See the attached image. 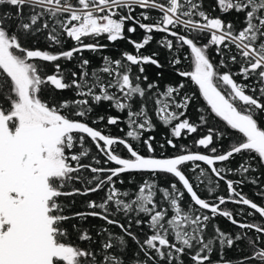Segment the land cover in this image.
Returning <instances> with one entry per match:
<instances>
[{"label": "snow or ice", "instance_id": "snow-or-ice-1", "mask_svg": "<svg viewBox=\"0 0 264 264\" xmlns=\"http://www.w3.org/2000/svg\"><path fill=\"white\" fill-rule=\"evenodd\" d=\"M148 10L157 13L155 20ZM217 10L243 13L241 26L212 16L202 0H0V264H126L129 240L136 250L127 264H186L185 258L187 264H264V204L242 192L246 182L259 183L249 173L264 167V0H216L212 11ZM137 28L144 32L139 40L130 35ZM154 33L162 34L157 45L168 53L164 62L159 51L141 52ZM101 37L125 41L133 51L102 56V66L92 70L82 53L105 51ZM210 48L219 61L210 58ZM181 56L188 69L177 67ZM61 60L75 61L77 70L56 63ZM145 65H167L198 86L206 107L196 108V121L186 115L196 92L182 91L183 80L161 88L163 73L150 81ZM68 90L72 98L57 95ZM105 103L127 120L93 116ZM105 120L126 123L125 136L92 126ZM157 123L171 136L157 142L160 149H176L173 138L184 130L205 128L194 144L207 152L180 145L171 157L157 156L156 137H144ZM89 138L97 155L85 142ZM130 141L142 142L147 154ZM116 145L126 149V157ZM236 156L242 159L233 169L226 162ZM126 173L140 175L139 182L128 176L136 188L116 187ZM220 181L227 196L216 195ZM201 186L208 195L199 194ZM101 191L103 197L83 202L84 210L73 211L76 200L67 199ZM228 203L249 211L234 214L221 207ZM245 215H258L260 222L237 219ZM217 216L236 231L212 223L207 235ZM89 217L120 232L101 226L98 241L92 226H84ZM133 224L148 229L143 239ZM230 251L246 254L229 258Z\"/></svg>", "mask_w": 264, "mask_h": 264}, {"label": "trees", "instance_id": "trees-1", "mask_svg": "<svg viewBox=\"0 0 264 264\" xmlns=\"http://www.w3.org/2000/svg\"><path fill=\"white\" fill-rule=\"evenodd\" d=\"M215 2H216V0H202L204 9L206 11H208L212 16H219L220 18H222L225 21H233L234 24L237 27L241 26V20L243 18V13L237 14V13L232 12V13H228L226 15H221L219 10L213 12L212 11V7L214 6ZM140 11H141V9L137 8L136 11L132 13V15L133 16H138ZM148 11H149V14L152 16V19L155 20L157 18V13L154 10H148ZM148 22H150V21H145V23H148ZM129 24H131V21H129ZM130 35H132L133 39L139 40L140 37L144 35V32L142 30H140L139 28H137V32L135 34H130ZM154 36L156 37V39H154L150 43V45H148L145 49H142L141 52H143L145 54H148V53H150L152 51H159L161 53L159 59L161 60V62H164L165 61V57L168 56V53L163 48H161V47H159L157 45V40H159L162 37V34L161 33H154ZM85 42L86 43L89 42V39L86 38ZM71 43L72 42L69 41L67 44H65V48L69 47L71 45ZM100 43L108 44V48L105 51H103V52H88V51H85V52L82 53L83 57L88 58V59H90L92 61V64L90 66L92 70H95L98 66H102V59H101L102 56H109V57L115 59V58H119L121 56V52L123 50H127L129 52L133 51V46L131 44H128L125 41H117V42H115L113 44V43L107 41L106 39H104L103 37H101L100 38ZM37 46L41 47V48H45L46 44L45 43H41V44H39ZM53 50L54 51H59L58 48L57 49H53ZM183 52L184 53H188L189 50L185 47L183 49ZM209 56L213 60L214 63L219 61V59H220V57L216 56L215 52L211 48L209 49ZM168 58L171 59L170 56ZM181 60H182L181 65H178L177 67H182V68L188 69L189 68L188 61H184L183 60V56H181ZM56 63H60L62 65V67H67V68H71L73 70H77L76 67H75V61L66 62L64 60H61V61H57ZM144 67H145V70H146L145 74L149 76V80L150 81L158 79L156 77V73L157 72H162L163 73V76L159 78V83H160V87L161 88H164L165 85L167 83H169V82H171V83H173L175 85L177 82L183 80L186 83V88L184 90H182V91H186L189 94L192 93V92H196L197 99L194 100L192 102V104L189 105V108H188V111H187V114H186L190 118V121H196L197 120V115H198L197 112H196V108L198 106L199 107H206V102L199 95L198 86L194 85L190 81V78L186 79V78H183V77L175 76L173 71H172V69L170 67H168L167 65L163 69H157L155 66H152V65H145ZM47 71H48V73H52L53 72V66H52L51 63H47ZM220 71L223 72V71H225V69L221 68ZM133 72L134 73L136 72L135 68H133ZM237 79H239V78H237ZM57 95H60V96H63V97H67V98H72L73 97V92H72V90H68V91L57 93ZM92 115L93 116H97V115H112V116L120 117V119L122 121H126L127 120L126 113L122 114V113L118 112L114 107L110 108L107 103L102 104L100 107H98ZM181 119H184V117H181ZM89 123H91V121H89ZM213 123L217 124L218 121L214 120ZM92 126L97 128V129H99V130H101L103 133L110 134V135L116 136V137H124L126 131L128 130L126 123H118L117 125H108L106 120L103 123L97 122L95 125H92ZM121 128L124 129V132L120 131ZM204 134H205V128H199L196 133H191V134L186 133V130H184L182 132L181 138H179V139L173 138L174 139V143H176L178 145V147L176 149H173L172 147H169V146L166 145L163 150L160 149L159 143H163L164 142L165 136H169V138H171L170 129L168 127H165V126L157 123L156 130L154 132H151V133L145 132L144 133V137L146 138L149 135H154L156 137V140L153 142L154 143V147L156 148V153L155 154L157 156H160L161 154H163L164 156L171 157V156H173V155L178 153L180 145L187 146L188 149L190 151H192V152H197V151L202 152V153L207 152V150L204 149L203 147H199L198 148L194 144V141L197 138H201ZM85 142H86L87 145L91 146V152L93 153V155H97V150H96L93 142L90 139H86ZM130 142H132L134 145L138 146L142 154H147L146 153V149H145V147H144L142 142L139 143V144H136V142H134V141H130ZM157 142H159V143H157ZM222 143L225 146H227L228 142L227 141H222ZM114 148H115L116 152H118V154H120L121 156H125V157L127 156V151L123 148V146L116 145V146H114ZM97 158L101 159L102 161L104 159L103 156H97ZM241 159H242L241 156H236L235 159L231 160L230 162H226V163L228 164L229 167L234 169L240 163ZM101 166H105V165L102 164ZM107 166L108 167H112L114 165H107ZM204 167H207V166H204ZM129 175L134 176V178H135V180L137 182L140 181V175L139 174H127L126 173V174H123L122 177H120V178H123L125 180V183L123 185L117 184L116 187L117 188H121V189H134V188H136V184L135 183L131 184V185L128 184L127 181H128V176ZM249 175L252 178H257L258 177L259 178V183L257 185H253L250 182H246L242 186V192L248 198H255L256 197L255 190L258 189V188H261V187L263 188L264 187V167H261L258 172L249 173ZM145 178H147V177H145ZM228 178L236 180V179H239L240 177H238L236 175H229ZM168 179H170V177ZM160 183L161 184H166L167 183V179L160 180ZM76 187H80V185L77 184ZM238 190H240V189H238ZM199 194L202 195V196L208 195L207 192H205L203 190V186H201ZM221 194L225 195V196L228 195L227 189H226V185L224 184L223 181H220L219 189L216 192V195H221ZM103 195H104V192L101 191L99 193H92L90 196L69 197L67 199L68 200H71V199H75L76 200V204L73 206L72 210L73 211H77V210H84V205H83L84 201L90 200V199H99V198L103 197ZM187 199L188 198L186 196L185 197V202L187 201ZM230 206H233V205L228 203L226 205H223V208L228 209V207H230ZM116 218L117 219H121L122 222L126 223V221L122 217L117 216ZM141 218L142 219H147L146 217H141ZM212 223H217L220 226L221 229H231L232 231H236L234 226H231L225 218L217 216L215 221L210 222L207 235H211L212 234V227H211ZM84 226L85 227L92 226V235L94 237H96V231L101 226L108 227L114 233H119L120 232V229L115 227L114 225H106L104 221L99 220V219H94V218H91V217H89V219L87 221H84ZM132 231L136 232L138 235L141 236V239H143L144 235L148 232V229L144 225H141L140 228H137L135 226V224H133ZM96 239L99 241L100 237H96ZM128 244H129L130 251H129V253L125 254L126 264H127V261L129 259L130 255H131V251L132 250H136V246H135V244H133L131 242V240L128 241ZM98 246L99 245L97 243V245H95V247H98ZM141 257H142V254H141ZM214 258H215V255H214ZM185 260H186V264H187V258H185Z\"/></svg>", "mask_w": 264, "mask_h": 264}, {"label": "flooded vegetation", "instance_id": "flooded-vegetation-1", "mask_svg": "<svg viewBox=\"0 0 264 264\" xmlns=\"http://www.w3.org/2000/svg\"><path fill=\"white\" fill-rule=\"evenodd\" d=\"M261 191H264V187L256 189L255 190L256 197L255 198H250V199H252L253 201H255L258 204H264V197H261L260 195H258V193H260ZM230 204L233 205V206L228 207L227 210L234 211V214L238 213V212H241V211H249L248 209H246V206L235 205V204H232V203H230ZM221 207L223 208V206H221ZM237 219L243 220L244 222H247L249 220L255 219L257 222H260L258 215L256 217H249V216H246V215L245 216H237ZM245 254H246L245 252H231V251L227 253L229 258H235V257L243 256Z\"/></svg>", "mask_w": 264, "mask_h": 264}, {"label": "water", "instance_id": "water-1", "mask_svg": "<svg viewBox=\"0 0 264 264\" xmlns=\"http://www.w3.org/2000/svg\"><path fill=\"white\" fill-rule=\"evenodd\" d=\"M116 137V136H115ZM90 139V138H89ZM102 143V142H101ZM126 150V149H125Z\"/></svg>", "mask_w": 264, "mask_h": 264}]
</instances>
